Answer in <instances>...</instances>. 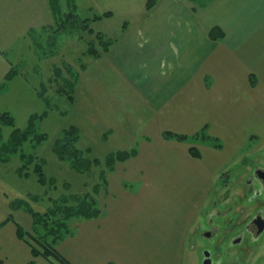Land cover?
<instances>
[{
    "label": "rangeland",
    "instance_id": "374dc122",
    "mask_svg": "<svg viewBox=\"0 0 264 264\" xmlns=\"http://www.w3.org/2000/svg\"><path fill=\"white\" fill-rule=\"evenodd\" d=\"M190 1L200 8L209 0ZM79 3L81 7L76 11L79 27L62 31L65 32L63 44L42 45L40 40L37 44H32L36 55L33 53L28 59L24 70L27 79L36 84L30 93L26 92V98L30 99L15 104V107L9 103H0V112L9 111L14 117L16 127H26L29 116L34 114L36 131L47 133L46 139L41 142L31 134L20 145L12 146L7 143L11 127L0 126V216L5 215V219L9 216L16 226L22 228L21 238L17 228L16 236L31 250L29 244H34L35 241L26 234L38 236V232L42 234L47 230L48 233L50 228L52 235H55L53 230H58V225L63 223L67 226L66 229L74 230V227L71 228L74 222L86 219L74 216L66 218L67 213L58 211L52 216L45 214L52 212L46 211L52 206V200H57L52 208L56 209V204L63 207L65 205L66 208L75 205L86 192L95 195L98 206L102 202L117 203L118 198H124L129 204L128 207L139 205L143 214H151L159 222L161 231H170L168 241L175 248V252L170 255V261H174V264H200L202 240L197 234L207 227L213 228L205 222V211L211 210L212 200H218L220 206L226 203L227 198L223 201L220 198L235 187L240 177V174L236 176V172L242 170L247 161H251L253 154L248 155L250 151L264 144L262 70L243 74L239 67L234 68L237 72L233 79L240 88L232 93L224 90V96H219V91L212 95L213 98H225L224 100L232 95L233 102L240 103L236 109L244 115L240 113L237 116V111L234 110L232 114L225 112V119L218 118L217 112L222 113L224 109L215 105L216 114H208L209 122L206 124L196 126V129L193 124L181 126L186 131L184 133L174 131L188 135L184 140L166 138L162 133L161 141H152L151 132L147 133L149 127L146 129V125H140L141 119H133L127 114L128 110L131 112L129 105L133 106V103L128 102L126 107L127 100H119V94L115 93L117 90H127V87L133 88L127 86L129 77L114 75L105 61L114 46L116 35L104 29V17L84 21L98 13H91L93 11L85 6V2ZM62 4L61 0V6ZM212 28L221 30L218 25H214L209 31ZM231 76L227 79L232 80ZM130 79L139 84V80ZM213 81L211 79L210 83ZM113 97L124 108H112L115 101H112ZM240 106L241 109L246 107L248 113L245 114ZM41 113H44L42 119ZM69 125L77 129L74 146L79 151V163L84 166L82 172L73 168L75 157L69 156L71 153L75 155L72 146L65 148L63 143V148L67 151L64 157L58 151L62 143L57 140L61 141L62 130ZM204 125L206 128H203ZM181 127L174 126L176 129ZM202 130L216 139L194 136ZM145 135L150 138L146 139ZM179 146L184 153L183 159L177 151ZM191 146L200 152L198 157L189 153ZM117 150L121 153L134 151L133 155H136L114 162L113 171L107 173V194L104 196L103 191L96 194L93 184L100 181L99 172L102 169L93 164L94 158H100L105 163L104 156ZM152 152L157 155L156 159L160 158L158 162L163 164V170L156 175L147 172L149 165L154 163L147 155ZM213 159L218 163L208 166L207 161ZM38 165L42 166V172L47 176L46 184L42 185L38 181L35 173ZM158 167L160 170V166ZM140 168L145 171H140ZM129 169H137L138 172L129 173ZM125 178L133 182L130 188L122 185ZM155 179L157 182L152 188L148 184ZM61 195L67 197L66 203H61ZM115 206L117 207L113 205ZM36 212L41 217L37 220L40 223H34L33 214ZM58 232L61 235L64 233L63 238L70 236L62 228ZM34 257L43 258L41 255ZM43 259L52 264L51 261ZM248 261L246 264H250Z\"/></svg>",
    "mask_w": 264,
    "mask_h": 264
},
{
    "label": "crops",
    "instance_id": "0c3cea01",
    "mask_svg": "<svg viewBox=\"0 0 264 264\" xmlns=\"http://www.w3.org/2000/svg\"><path fill=\"white\" fill-rule=\"evenodd\" d=\"M81 1L91 13L111 12L104 17L103 27L116 35V41L105 61L114 75L129 77L127 86L133 87L115 93L119 100H127L126 107L133 103L127 114L149 127L152 141H161L165 130L184 133L181 126L193 124L196 129L206 124L208 114H216L215 105L224 109L217 112L218 118L225 119L234 110L238 116L240 103L233 102L232 95L226 100L212 95L219 91L224 96V90L232 93L240 88L233 79L234 68L239 67L243 74L262 70L264 75V0H209L200 8L190 0H158L150 9L145 8L146 0ZM81 1L74 0L77 9ZM62 3L59 0L55 12L50 0H0V103L15 107L30 99L26 94L36 84L27 79L24 70L28 59L36 55L32 44L39 40L42 45L65 42V32L51 34L58 17L68 10V1ZM214 25L224 31L223 37L208 35ZM10 70L11 77L5 79ZM230 75L232 80L227 79ZM112 101V108H124L114 97ZM245 109L241 110L247 114ZM177 151L183 159L180 146ZM147 155L154 160L148 169L145 166L147 172L160 173V158L154 152ZM217 163L207 161L208 166ZM156 179L148 185L154 187ZM132 183L128 178L122 181L124 188ZM128 205L124 198L99 203L100 212L74 222L72 234L61 239L57 249L75 264H174L170 261L175 252L168 241L170 231H161L159 222L151 214H143L139 205ZM3 220L5 215L0 216V264H27L30 260L48 264L41 257L33 258L30 247L17 238L15 222Z\"/></svg>",
    "mask_w": 264,
    "mask_h": 264
},
{
    "label": "trees",
    "instance_id": "16d2710c",
    "mask_svg": "<svg viewBox=\"0 0 264 264\" xmlns=\"http://www.w3.org/2000/svg\"><path fill=\"white\" fill-rule=\"evenodd\" d=\"M68 1V10L63 14L60 15L57 19V23L55 24V29H53V33L54 32H59V31H63V30H71V29H78L79 24H78V20H77V6L74 2V0H67ZM157 2V0H146L145 2V7L146 9H150L151 7H153L155 5V3ZM50 4L51 7L53 9V11L57 12L59 11V0H50ZM111 15V12L109 11H105L102 14H93L91 17H89L88 19H84V21H92L93 19H97L98 17H107ZM88 21V22H89ZM209 36L211 38H219L222 37V31L218 30L217 28H212L209 31ZM13 71L10 70L6 76L5 79H8L11 77ZM44 116V113H41L40 115V119H42V117ZM35 119H36V115L31 114L28 118V123L26 125V127L20 129L18 127L15 126V120L14 117L12 116V114L9 111H1L0 112V126H9L11 127V131L9 133V138L7 140V143H11L12 146H16V145H20L23 140H27L28 137H30V135L32 134V136L34 135V137H36L38 142L43 141L44 139H46L47 137V133L46 132H42V131H36V123H35ZM203 128H206V125H204ZM77 131L76 127L69 125L67 128H63L62 132H63V137L57 140L58 143H62V146H59L58 151L60 152V156L64 157L65 152H67L66 150H64L63 148V143L66 145L65 148H68L69 146H72L74 148L75 151V155L74 154H69V156H71L72 158L75 157V159H73V168L76 171L82 172L84 169V166L82 164L79 163V154L77 151V149L74 146V142L76 140L77 137V133H75ZM200 138H207V139H216L215 137H212L210 135H208L207 133H205V130H202L199 133L194 134V136ZM163 136L166 138H173L176 140H184L185 138L188 137V135L183 134V133H177L171 130H165L163 132ZM193 136V135H192ZM193 136V137H194ZM56 141V142H57ZM216 146L218 147L219 144L215 143ZM58 147V146H57ZM124 153H121L120 150L117 151H113V152H109L108 154H106L104 156L105 163H102L103 161L100 158H94V165L101 167V171L99 172V180L98 182L95 181V183L93 184V190L94 192L97 194L101 191H103L104 193L107 191V173L111 172L114 168V162L116 161H121L131 155H133L134 151H122ZM62 153V154H61ZM189 153L192 156L198 157L199 156V151L197 150L196 147L191 146L189 148ZM1 159V158H0ZM3 160V159H2ZM77 160V161H76ZM25 166H22L21 168L24 169ZM91 168V165H90ZM106 168V169H105ZM35 173L38 176V181L43 185L46 184V175L44 176V173L42 172V166L38 165L35 168ZM26 175V173H24ZM49 180V179H48ZM61 197V198H60ZM59 198L61 199V203H66L67 201V197L65 195H61ZM78 197V196H77ZM55 203H57V200H54ZM54 202L52 200V206L48 207V209L46 211H52V212H46L45 214H50L55 215L53 213H55V211H58L59 213H67V217H76V218H90L93 216H96L99 212H100V208L98 206L97 203V199L95 197V195H91V193H87L85 196H81V198H79L76 202L75 205H69L67 208L64 205L61 206V204H56V209H52L54 206ZM59 209V210H57ZM49 215V216H50ZM34 217V223H40L37 220L41 219L40 215L36 212L33 214ZM8 220H12V218H10L9 216L3 220L4 221H8ZM13 221V220H12ZM14 222V221H13ZM58 230H52L54 232L55 235H52V231L50 228H48V233L47 230L45 233H39L38 231V236H31L30 234H26L28 235V237L31 240H34L35 243H28L31 246V254L32 256H36V255H41L43 258L47 259L49 262L51 261L52 264H72L70 262L69 259H67L61 252H59V250L55 247V244L58 243L59 240L63 239V235L64 233L61 235L59 234V229L62 228L63 230H65V234H69L71 235L73 230H70L69 228L66 229L63 223L61 225H58ZM16 228L18 229V236L21 238V227L20 226H16ZM71 228H73L71 226ZM50 236V237H49ZM39 247H37V246ZM52 257V259L50 258ZM54 259V260H53ZM34 260H30L27 264H32Z\"/></svg>",
    "mask_w": 264,
    "mask_h": 264
},
{
    "label": "flooded vegetation",
    "instance_id": "af4514ba",
    "mask_svg": "<svg viewBox=\"0 0 264 264\" xmlns=\"http://www.w3.org/2000/svg\"><path fill=\"white\" fill-rule=\"evenodd\" d=\"M250 154L251 161L236 172L235 187L220 198L226 203L212 200L211 210L205 211V222L213 228L197 234L200 264H264V144Z\"/></svg>",
    "mask_w": 264,
    "mask_h": 264
},
{
    "label": "water",
    "instance_id": "95a60500",
    "mask_svg": "<svg viewBox=\"0 0 264 264\" xmlns=\"http://www.w3.org/2000/svg\"><path fill=\"white\" fill-rule=\"evenodd\" d=\"M206 262H204V264H205Z\"/></svg>",
    "mask_w": 264,
    "mask_h": 264
}]
</instances>
